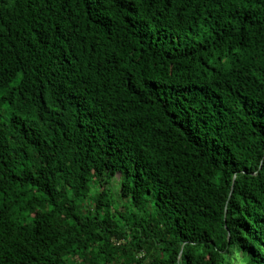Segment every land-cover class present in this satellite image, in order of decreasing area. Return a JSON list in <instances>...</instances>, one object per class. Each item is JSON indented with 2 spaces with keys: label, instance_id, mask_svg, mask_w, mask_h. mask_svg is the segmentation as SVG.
I'll list each match as a JSON object with an SVG mask.
<instances>
[{
  "label": "trees",
  "instance_id": "16d2710c",
  "mask_svg": "<svg viewBox=\"0 0 264 264\" xmlns=\"http://www.w3.org/2000/svg\"><path fill=\"white\" fill-rule=\"evenodd\" d=\"M0 264H264V0H0Z\"/></svg>",
  "mask_w": 264,
  "mask_h": 264
},
{
  "label": "rangeland",
  "instance_id": "374dc122",
  "mask_svg": "<svg viewBox=\"0 0 264 264\" xmlns=\"http://www.w3.org/2000/svg\"><path fill=\"white\" fill-rule=\"evenodd\" d=\"M53 227L55 231L61 230L62 229L61 219H55L53 222Z\"/></svg>",
  "mask_w": 264,
  "mask_h": 264
}]
</instances>
